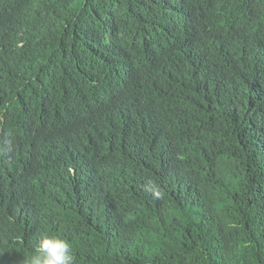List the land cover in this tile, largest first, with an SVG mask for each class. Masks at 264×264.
<instances>
[{"label":"trees","instance_id":"trees-1","mask_svg":"<svg viewBox=\"0 0 264 264\" xmlns=\"http://www.w3.org/2000/svg\"><path fill=\"white\" fill-rule=\"evenodd\" d=\"M40 234L264 264V0H0V264Z\"/></svg>","mask_w":264,"mask_h":264},{"label":"clouds","instance_id":"clouds-1","mask_svg":"<svg viewBox=\"0 0 264 264\" xmlns=\"http://www.w3.org/2000/svg\"><path fill=\"white\" fill-rule=\"evenodd\" d=\"M150 191L156 199L163 198L164 192L160 186L154 184ZM75 259L72 245L67 239L40 234L24 264H75Z\"/></svg>","mask_w":264,"mask_h":264}]
</instances>
